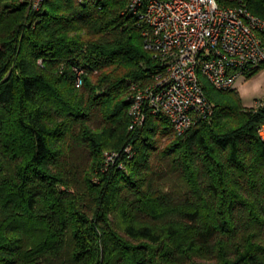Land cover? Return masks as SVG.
I'll list each match as a JSON object with an SVG mask.
<instances>
[{
    "label": "trees",
    "instance_id": "1",
    "mask_svg": "<svg viewBox=\"0 0 264 264\" xmlns=\"http://www.w3.org/2000/svg\"><path fill=\"white\" fill-rule=\"evenodd\" d=\"M130 1L0 0V264H264V100L201 76L212 116L132 129L167 71Z\"/></svg>",
    "mask_w": 264,
    "mask_h": 264
},
{
    "label": "built area",
    "instance_id": "2",
    "mask_svg": "<svg viewBox=\"0 0 264 264\" xmlns=\"http://www.w3.org/2000/svg\"><path fill=\"white\" fill-rule=\"evenodd\" d=\"M47 1L31 0V6L41 11ZM124 14L142 25L145 48L167 71L154 85L133 88L132 129L143 126L149 115L164 114L182 135L198 118L214 114L201 76L215 89L229 91L264 65V19L242 0L235 7L218 0H131ZM261 134L264 138V128ZM126 152L131 155L132 149ZM119 155L106 153L107 164L115 165Z\"/></svg>",
    "mask_w": 264,
    "mask_h": 264
},
{
    "label": "rangeland",
    "instance_id": "3",
    "mask_svg": "<svg viewBox=\"0 0 264 264\" xmlns=\"http://www.w3.org/2000/svg\"><path fill=\"white\" fill-rule=\"evenodd\" d=\"M245 107L253 108L259 106V100H264V70L248 77H241L235 86Z\"/></svg>",
    "mask_w": 264,
    "mask_h": 264
}]
</instances>
